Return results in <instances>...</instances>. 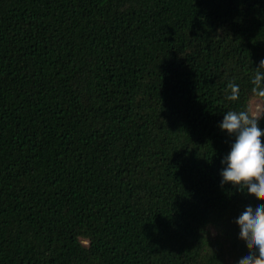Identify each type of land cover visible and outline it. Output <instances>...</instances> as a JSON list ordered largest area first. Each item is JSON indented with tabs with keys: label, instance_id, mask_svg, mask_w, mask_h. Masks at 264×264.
Instances as JSON below:
<instances>
[{
	"label": "trees",
	"instance_id": "obj_1",
	"mask_svg": "<svg viewBox=\"0 0 264 264\" xmlns=\"http://www.w3.org/2000/svg\"><path fill=\"white\" fill-rule=\"evenodd\" d=\"M262 55L264 0H0V264H235Z\"/></svg>",
	"mask_w": 264,
	"mask_h": 264
},
{
	"label": "clouds",
	"instance_id": "obj_2",
	"mask_svg": "<svg viewBox=\"0 0 264 264\" xmlns=\"http://www.w3.org/2000/svg\"><path fill=\"white\" fill-rule=\"evenodd\" d=\"M251 92L264 97V55L251 76ZM229 100L239 96L240 85L229 81ZM260 112L228 110L219 128L232 137L229 151L221 158V184L254 190L264 196V122ZM238 232L243 235L247 250L240 252L235 264H264V201L247 200L236 213Z\"/></svg>",
	"mask_w": 264,
	"mask_h": 264
},
{
	"label": "rangeland",
	"instance_id": "obj_3",
	"mask_svg": "<svg viewBox=\"0 0 264 264\" xmlns=\"http://www.w3.org/2000/svg\"><path fill=\"white\" fill-rule=\"evenodd\" d=\"M262 104L259 100H251L250 102V111L253 112H261Z\"/></svg>",
	"mask_w": 264,
	"mask_h": 264
}]
</instances>
